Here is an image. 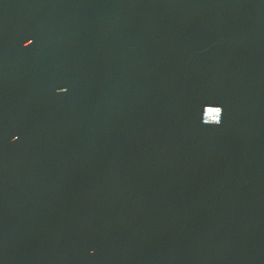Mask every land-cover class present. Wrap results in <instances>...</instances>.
Segmentation results:
<instances>
[{"label":"water","instance_id":"obj_1","mask_svg":"<svg viewBox=\"0 0 264 264\" xmlns=\"http://www.w3.org/2000/svg\"><path fill=\"white\" fill-rule=\"evenodd\" d=\"M0 264H264V0H0Z\"/></svg>","mask_w":264,"mask_h":264}]
</instances>
